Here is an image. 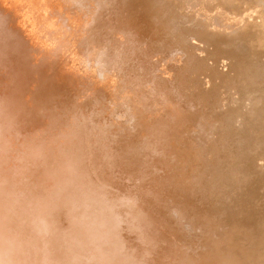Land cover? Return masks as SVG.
<instances>
[{"label":"rangeland","instance_id":"374dc122","mask_svg":"<svg viewBox=\"0 0 264 264\" xmlns=\"http://www.w3.org/2000/svg\"><path fill=\"white\" fill-rule=\"evenodd\" d=\"M9 2L0 264H264V0Z\"/></svg>","mask_w":264,"mask_h":264},{"label":"bare ground","instance_id":"6f19581e","mask_svg":"<svg viewBox=\"0 0 264 264\" xmlns=\"http://www.w3.org/2000/svg\"><path fill=\"white\" fill-rule=\"evenodd\" d=\"M15 1V0H14ZM43 1V4L45 5V7H46V9H48L49 11H51V8L49 7V5H48V1L49 0H42ZM65 1H67L68 3H72L73 2V0H65ZM78 1V3L81 1H79V0H77ZM82 2H83V0H82ZM85 2V1H84ZM10 4V8H9V10L12 12V13H17V11H15V8H16V4H14L13 5V3L11 2V0H10V2H9ZM77 3V2H76ZM13 6H12V5ZM72 5V4H71ZM42 6V5H41ZM92 6V5H91ZM45 7L44 6H42V8H36L35 10L33 9V10H29V9H27L26 8V5L25 4H21L20 5V8L19 9H21V10H23V13H22V16H23V18H24V21H26L27 23H30V24H32V23H34V19L36 20V19H41V18H39V15L40 14H42L43 13V11H44V9H45ZM4 10H5V8L1 5V7H0V22H2L4 25L6 24H8V22H9V20H8V18L5 16V14H4ZM220 11V10H219ZM198 19V18H197ZM42 20V19H41ZM8 26V25H7ZM6 27V26H5ZM8 31H10V29H8V28H6ZM29 39V38H28ZM2 43V42H1ZM243 48V51L242 52H240V50ZM215 51H217L216 49L214 50V52ZM213 54L214 53H212L211 55L213 56ZM215 55V54H214ZM227 57H230V58H236V59H239V62L240 63H244V62H242V61H247V60H254V61H257L260 65H264V50H261V49H258V48H255V47H248V46H241L240 47V49H237L236 51H228V53H226L225 54ZM214 58V57H213ZM250 63V62H249ZM202 65H201V62H195V65H194V67L192 68V73H195L196 74V68H199V67H201ZM202 68H204V67H202ZM207 68V67H206ZM205 68V69H206ZM209 68V67H208ZM201 69V68H200ZM202 70V69H201ZM214 70V69H213ZM98 71V73L100 74V73H105V69H103V68H99V70H97ZM207 71V70H206ZM201 72H204V71H201ZM212 72V71H211ZM206 73H208V72H206ZM214 73V72H213ZM216 73V72H215ZM230 74V73H229ZM197 75V74H196ZM98 79L100 78V75H98V76H96ZM234 84H235V82H234ZM232 87V86H231ZM234 88V87H233ZM247 96H248V94H247ZM234 97V96H233ZM213 98V97H212ZM216 98V97H215ZM238 99V98H237ZM212 100V99H211ZM213 101H214V98H213ZM128 102H131V100H127V101H124L122 104H121V106H126L127 104H128ZM246 102V101H245ZM216 104V103H215ZM218 105H221V104H219V103H217ZM243 104V103H242ZM140 106V105H139ZM157 106V105H156ZM182 109V108H181ZM191 109H193V108H191ZM210 112H211V117H210V122H212L213 121V119H214V116H215V114H216V110L215 109H212V107H210ZM244 109V108H243ZM129 111V110H128ZM161 112V111H160ZM130 113H132V112H130ZM156 113V112H155ZM171 113V112H170ZM146 115H148L147 113H146ZM157 116H158V114H156ZM124 116V115H123ZM132 116V115H131ZM155 116V115H154ZM217 117V116H216ZM215 117V118H216ZM117 119V118H116ZM154 119V118H153ZM119 120V119H118ZM172 121V120H171ZM148 124V123H147ZM129 126V125H128ZM223 127H224V125H223ZM199 128H201V127H199ZM209 128H210V125H209ZM217 129V128H216ZM193 131V130H192ZM191 131V132H192ZM211 132V131H210ZM201 133V132H200ZM192 134V133H191ZM212 135V134H211ZM218 137V136H217ZM223 139V138H222ZM219 142H221L220 140H218ZM215 141L213 140V142H212V144H213V146H212V149H211V156L213 155V151L215 150V156L218 154V152H220L221 150H222V147L220 148L221 150H217L216 151V145H215V143H214ZM222 144V143H221ZM173 145V144H172ZM217 147H219L218 145H217ZM213 150V151H212ZM216 152H217V154H216ZM222 152H224L223 150H222ZM170 154V153H169ZM219 155V154H218ZM217 155V156H218ZM221 155H222V153H221ZM219 157V156H218ZM217 157V158H218ZM223 157H225V156H223ZM212 158V157H211ZM215 160H217L218 161V159H216V157H213ZM220 159V158H219ZM222 159V158H221ZM224 159V158H223ZM222 159V160H223ZM222 160H219V161H222ZM216 162V161H215ZM218 163V162H217ZM212 164H215L214 162H212ZM216 165V164H215ZM218 165V164H217ZM219 165H220V163H219ZM209 166H210V164H209ZM257 168L260 170V172L261 173H263L264 172V159L260 162V163H258L256 166H255V171L257 170ZM189 169V168H188ZM220 171V170H219ZM237 173V174H236ZM236 173H235V175H237L240 179H243L246 175L244 174V172H242V171H236ZM198 174V173H197ZM233 175H234V173H232ZM187 178V177H186ZM227 178V177H226ZM2 179V178H1ZM195 179H196V176H195ZM4 180V179H3ZM3 180H1V181H3ZM169 180V179H168ZM212 180V179H211ZM210 180V181H211ZM213 180H215V183H216V181H217V183L219 182V181H221V183H220V185H217L216 187H215V190H213L215 193L217 192V190H220V189H218L219 188V186H220V188H222V187H226V188H229V187H231V184H227V182H224V179L222 180L221 178L219 179V177H217V178H213ZM235 180V179H234ZM200 181V180H199ZM203 181V180H202ZM201 181V182H202ZM2 183V182H1ZM192 183H193V181H192ZM191 183V184H192ZM3 184V183H2ZM1 184V185H2ZM201 184V183H200ZM199 184V185H200ZM223 185H225V186H223ZM191 186V185H190ZM197 186V185H196ZM203 186V185H202ZM185 187V186H184ZM183 189H185V188H183ZM192 189V188H191ZM190 189V190H191ZM194 189V188H193ZM192 189V190H193ZM217 189V190H216ZM231 189H233V188H231ZM217 193H219V191L217 192ZM224 194V193H223ZM197 196V195H196ZM1 197V196H0ZM101 202V203H99V202ZM96 202H98L102 207H103V209L105 208V206H103L102 205V201L101 200H96ZM227 202V201H226ZM97 203V204H98ZM99 204H98V208L97 209H99L100 207H99ZM181 205V204H180ZM183 205V204H182ZM195 206H197V204L195 205ZM226 206V205H225ZM185 207V206H184ZM188 207H187V205H186V208H184V210L185 209H187ZM197 208V207H196ZM96 209V210H97ZM103 209H101V211L103 210ZM191 209H194V208H191L190 207V209L189 210H191ZM4 210V209H3ZM183 210V211H184ZM100 211V210H99ZM109 211V210H108ZM111 211V210H110ZM185 211H188V210H185ZM193 211V210H192ZM196 212V211H195ZM195 212L193 213V214H195ZM1 214V213H0ZM199 214V213H198ZM98 215H100V214H98ZM105 216H107V215H105ZM1 218V217H0ZM100 218V217H99ZM190 220H191V218H190ZM193 221V220H192ZM196 221V220H195ZM7 222H9L8 220H7ZM109 223H111V222H109ZM264 224V220L263 221H261V222H257L256 223V226H259V225H261V224ZM5 224H7V223H5ZM4 225V224H3ZM109 225V224H108ZM1 228V227H0ZM201 228V227H200ZM2 229V228H1ZM0 229V230H1ZM5 229V228H4ZM117 229V228H116ZM245 229V228H244ZM241 229H236V227L234 228V227H232L231 228V230H229V231H226V235H225V238H224V240H223V244H225V243H229V241H230V239L231 238H233L235 235L234 234H237L238 232V235L240 236V235H242L241 237H243L244 236V234H242V231H240ZM5 231V230H4ZM109 231V230H108ZM113 231V230H112ZM192 231H194V230H192ZM218 231V230H217ZM220 231V230H219ZM222 231V230H221ZM260 231V230H259ZM3 232V231H2ZM114 232V231H113ZM191 232V231H190ZM198 232V231H197ZM192 233V232H191ZM243 233H244V231H243ZM249 234H245V237L247 238H249V237H251V232H248ZM1 234H3V233H1ZM201 234H203V233H201ZM115 236V235H114ZM117 236V235H116ZM214 237V236H213ZM238 238V237H237ZM204 239V238H203ZM213 239H217V237L216 238H213ZM213 239H211V241L213 240ZM229 240V241H228ZM90 242V241H89ZM215 242H216V240H215ZM220 242V241H219ZM227 246V248H229L230 247V244L229 245H226ZM203 251V250H202ZM227 252H229L228 253V255L226 256V257H224V258H221L220 259V261L219 262H217V264H242V260H245V259H247V256H248V254L247 253H245V252H242V251H237V254H234L232 251H227ZM206 253V252H205ZM204 253V254H205ZM196 254V253H195ZM207 254V253H206ZM193 255H194V253H193ZM197 255V254H196ZM198 256V255H197ZM206 256V255H205ZM255 256H257L256 254H255ZM195 257V256H194ZM203 258V257H202ZM206 258V257H205ZM196 261V260H195ZM238 262V263H237ZM211 264V263H210ZM214 264V263H213Z\"/></svg>","mask_w":264,"mask_h":264},{"label":"water","instance_id":"95a60500","mask_svg":"<svg viewBox=\"0 0 264 264\" xmlns=\"http://www.w3.org/2000/svg\"><path fill=\"white\" fill-rule=\"evenodd\" d=\"M238 263V262H237Z\"/></svg>","mask_w":264,"mask_h":264}]
</instances>
